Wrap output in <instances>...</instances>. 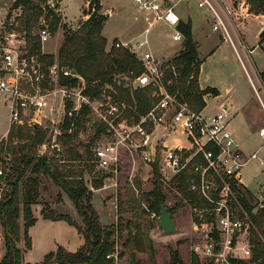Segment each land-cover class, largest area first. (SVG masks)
I'll return each mask as SVG.
<instances>
[{"label": "trees", "instance_id": "obj_1", "mask_svg": "<svg viewBox=\"0 0 264 264\" xmlns=\"http://www.w3.org/2000/svg\"><path fill=\"white\" fill-rule=\"evenodd\" d=\"M250 11L256 14H264V0H247ZM23 6L22 17L19 25L11 27L15 31L26 33L27 49L30 54L39 56L43 68L49 74L50 67L56 62L59 67L75 69L77 74L86 81L84 94L91 99H102L107 85H112L116 93L106 90L113 96L114 102L126 104L123 114L133 121L147 114L160 99V88L155 85L138 86L131 89L130 82L125 76L136 78L143 70L142 62L136 54L123 46H112L107 50V39L103 35V27L108 19L107 13H102L99 0L90 3L89 10L93 8L88 19L82 22L77 30H66L64 42L59 50L58 58L53 54L43 53L40 34L35 29L40 25L42 17L52 18L50 27L55 30L61 22V16L54 6L47 4L43 7L32 0H16L13 7ZM88 13V12H87ZM178 28L184 33V48L172 59L164 63L162 86L181 102H186L193 110L201 111L207 105L206 96L209 93L219 94L216 88H202L200 85V72L203 60L199 56V43L194 39L192 23L181 21ZM261 37L264 39V32ZM3 41V40H1ZM1 46V44H0ZM264 82V70L260 72ZM60 85L76 87L80 83L79 77H72L59 73ZM73 102L66 100V109L70 110ZM90 108L83 105L80 113L73 119L65 117L63 128L71 129L59 136L61 149L52 153L40 152V147L47 139L48 130L39 124L32 126L12 125L7 137H0V155L7 175L3 177L0 186L5 183L3 199H0V223L3 227L5 254L0 264H24V252L33 247L30 235V227L37 222L33 211V204L41 191V175L49 177L56 187L60 188L59 201H62L63 193L68 194L74 203L81 221L75 220L68 213H61L55 209L43 210L45 218L52 220H66L77 227L84 237V244L75 251L68 250L63 245L56 251H51L45 256L46 262L55 261L56 264H113V260L107 258V254L115 249L116 240L113 225H104L95 208L93 189L104 186V179L110 175L103 170L94 175L90 186L87 174L91 175L95 163L93 143L107 132L108 125L104 122L94 125L92 135L88 132V114ZM62 148L65 151H62ZM154 189L148 195L153 197L150 208L160 214L161 203H165L166 196L163 192V178L160 172L159 159L153 164ZM192 164H188L171 179L172 185L180 192V198L175 207H169L174 214L175 209L188 203L192 207L205 209L204 218L207 221L214 220L211 212L213 204L205 197L190 189L189 180L194 176ZM233 188L239 193V201L247 212L251 223V239L254 243V256L248 263L243 260L233 259L235 264H264V206L255 211V205L249 196L251 191L244 187V191L236 186L233 180ZM23 193V194H22ZM24 201L22 202V197ZM238 209L240 206L236 204ZM245 217L244 211L238 212ZM199 220V215L194 216ZM219 241L218 233H214ZM24 241V247L21 242ZM196 264H214L211 261ZM171 264H184L178 250L172 253Z\"/></svg>", "mask_w": 264, "mask_h": 264}, {"label": "built area", "instance_id": "obj_2", "mask_svg": "<svg viewBox=\"0 0 264 264\" xmlns=\"http://www.w3.org/2000/svg\"><path fill=\"white\" fill-rule=\"evenodd\" d=\"M189 1L210 14L212 30L221 34L241 60L249 59L254 49L248 44L242 31L244 13L242 10L249 12L247 6H244L245 1L240 4V8L233 0ZM134 2L140 9L153 13L155 22L163 21L171 27L174 30L173 41L184 42L185 35L178 28L181 19L176 11L177 1L134 0ZM94 10V8L89 10L87 14L90 16ZM16 34L10 33L6 37L7 44L0 46V93L5 95L10 107V127L25 124L32 126L40 124L45 117L50 95L57 90L48 92L47 90H50L48 85L51 78L58 81L59 73L56 66H51V72L48 74L39 56L30 54L24 44L25 47H22V40ZM39 34L42 44L52 35L48 27L42 28ZM147 45L146 39L116 42V46H123L135 53L144 66L143 72L134 79L135 86L152 84L160 88L159 101L138 121L130 122L123 116V107H126L124 102L118 104L109 101L106 114L101 113L100 106L94 105L95 100L82 94L84 78L72 73L70 68H62L64 75L79 77L80 83L76 87L61 85L62 89L59 90L63 91L64 95L69 94V91L79 90L83 100L90 104L89 107L100 112L102 118L109 124V139L94 146L92 162L99 170L117 174L125 162L126 152L142 151L144 160H150L144 152L157 126H164L168 133L185 134L189 147L178 145L171 148L162 145L161 153L167 165L163 168L164 174L168 168L176 175L191 163L195 175L189 180L190 189L213 204L210 209L214 214L213 221L204 218L205 209L193 207L199 215V220H195L194 230L204 233V243L198 244L195 251L214 264H235L233 259L250 263L254 256V243L250 236L251 225L247 215L241 217L236 211L238 204L247 213L240 204L238 191L233 188V180L236 181V186L240 189L242 187L244 191L245 186L241 183L242 170L249 161L258 159L259 155L256 152L248 154L240 147L229 110L223 108L215 113L207 112L205 109L195 111L186 102H181L175 95L169 93L161 84L165 61L150 49H145ZM79 105L81 106V102ZM79 105H73L68 111L69 115H74ZM111 115L116 118H112ZM52 131L55 136L61 134L59 127L52 128ZM259 134L264 140V127L259 130ZM58 145L56 142L53 144L54 147ZM135 170L136 164L133 163L132 177L136 176ZM6 175L0 155V182H3L1 179ZM6 189L7 186L3 183L0 186L1 193H5ZM260 198L264 200V193ZM261 205L264 206V203ZM215 232L218 233L219 241L214 235ZM107 258L112 259L113 264H119V246H115V249L107 254Z\"/></svg>", "mask_w": 264, "mask_h": 264}, {"label": "rangeland", "instance_id": "obj_3", "mask_svg": "<svg viewBox=\"0 0 264 264\" xmlns=\"http://www.w3.org/2000/svg\"><path fill=\"white\" fill-rule=\"evenodd\" d=\"M15 1L16 0H0V44H7L8 40L6 37L9 36L10 33L14 32L17 33L16 36H18L19 39L22 40V47H27L26 33L23 31L17 32L11 29V27H16L17 25H19V18L22 17L24 9L22 5L18 8H14L13 5ZM32 1L36 4H41L43 7H45L47 4H50L54 6V8H57V6L55 5L58 4L56 12L61 16V11L59 10V0ZM84 1L85 0H63L62 6L64 7L66 14L69 16V19L78 21L81 18L82 11H80V8ZM233 1L236 6H239V8L241 6L240 4L244 2V0ZM244 6L246 7V4H244ZM194 7L197 6L193 2L186 0L180 2L177 6L178 9L185 8L186 11L190 10L191 12L194 11ZM85 8L86 9L84 12L85 14H87L89 8ZM132 9L135 13H144L136 5H133ZM242 11L244 12L242 16V20L244 23L247 16V10L244 9ZM51 21V17H42L40 20V25L35 29V33H40L42 28L48 27L53 37L59 30H63V32L66 33V30H77L82 24V20L75 23L73 22L72 24H66L64 23V20L61 19L58 27L53 30L52 27H50ZM163 25H165L163 21H159L158 23H156L152 29V35L158 33L161 26ZM208 31L209 28L206 29V32ZM162 32L164 37L166 35V42L165 40L163 42L157 41L155 43V47L157 49H162L156 50L157 52L159 51L157 54L155 52L154 53L158 55L159 58L167 62L168 60L176 56L184 48V46L183 43L171 40V36L169 37V33L172 32V28H170V31L164 28ZM55 39H57V37H55L53 41ZM117 41H114L113 46H116ZM23 44L25 46H23ZM209 47L210 45L206 44L205 48L203 49V54L206 57L202 74L203 82L206 84H214L216 82L225 96L230 93L231 96H233L235 99L241 98L245 103H250L249 105H251V103H258V105H260L264 109L262 101L264 98V82L257 70V68L261 70L264 68V56L261 54L262 51L257 50L253 54L257 61L255 67L248 58H244V65L237 58L232 47L228 44H225L223 48L218 49L217 52H214L211 56H208L209 53H206ZM42 51L44 53L43 44ZM53 66H56V70L58 73L62 72L63 67H59L57 62L52 65V67ZM125 79L130 82L129 85L132 90L138 87L134 84L135 78L133 79L129 76H125ZM84 83L85 84L82 90V94L84 93L86 87V81H84ZM48 87L50 88V90H47L48 92H53L56 89L57 90L53 93L51 92L52 94L50 95L48 106L45 109L46 115H44L45 117L39 124L48 130L47 139L45 143H43V145H41L40 147V152L42 153H52L54 149L59 151L61 149L59 136L63 135L66 131L71 133V129L74 128L73 124L71 126V129L65 130L63 128L65 117L69 116L74 119L80 113L83 105H88V107L90 106V104L85 102V100H83V97L80 96L79 90L69 91V94L64 95V92L59 90L62 89L59 81H55L52 78ZM107 89L116 93V90L112 85H107L106 90ZM106 90L102 96V99H93L95 100L94 105L100 106L99 110L103 114H106L108 102L114 101L113 96L106 93ZM207 97L210 98V96L208 95ZM68 99L73 102V105L77 106L81 102V106L79 105L74 115H69V110L66 109V100ZM101 102L103 104H101ZM9 112L10 107L6 102L5 95L0 93V132H3L9 125ZM100 112H98L94 108H90L88 114L89 128L87 133H89V135H92L91 129L94 127V125L102 122L108 125V130L107 132L102 133L100 135V138L93 143V145L91 146L92 150L94 146L109 139V124L108 122H106V120H104V118H102ZM123 116H126L125 113L123 114ZM111 117L116 118L112 115ZM127 119L130 122H133L132 119H129L128 117ZM57 127L61 129V134H57L55 136L52 128L55 129ZM176 135L178 136L170 137V145L173 146L177 142L183 144L187 143L185 134L177 133ZM0 137L7 136L0 135ZM55 142L59 145L54 147L53 144ZM0 143L2 144L1 141ZM63 151H65L64 148H62L61 152ZM263 154L264 149L263 151H260L259 155L261 156ZM124 160L125 162L123 163L120 171L117 174L111 173L108 176L111 179H104V181L107 180V182L109 183L107 191L101 192V195L96 194L93 199L94 206L99 214H104V208H106L107 211L111 214L110 221H112L113 223L111 225H113L115 229V246H119L120 249L119 264H171L172 253L174 250H178L181 257L185 255L190 260L191 258H193L192 261H194L195 257L193 255L191 245L196 241L203 244L204 233L202 231L195 232V235L192 236L189 231V217L190 215H192L193 217L196 215L193 207L185 202V204L176 208L173 215L177 220L178 230L175 233H164L159 225V214H157L150 208L153 197L151 195H148V193L153 191L155 186L151 168H144L139 166L135 170L136 176L132 177L133 160L128 154L124 155ZM258 161L260 160L253 159V161H251L247 165L246 169L248 168V170L244 175L245 181L254 191L258 189L260 184L264 186V169L263 171H261L258 178H253L252 176L254 175V171L249 169L253 163H258ZM163 168L164 166L160 164V172L162 173L164 172ZM99 171L100 170L97 169L96 166H94L91 175L87 174L89 186L94 175L98 174ZM165 171L166 173L162 174L163 192L166 196L165 203L169 207H175L180 198V192L172 185V178H168L171 177V170L168 171L167 168L165 169ZM41 181L42 184L40 195L37 198V202L33 204L35 206V216L40 217V219L36 224H34L33 227L30 228L29 232L33 240V247L30 250H25L24 264H56L55 261H45V256L49 252L56 251L58 246L60 245L67 247L71 251H75L80 248L85 241L83 235H78V233L76 232V228L70 225L67 221L63 220L50 222L49 220H45L44 217L41 216L40 212H42L43 210L55 209L59 212H66L70 214L75 220L79 222L81 221V218L79 217L78 211L72 200L67 198V200L64 201L62 197V201H59L58 194L60 192V188L56 187L52 180L47 176L41 175ZM241 189L243 190L242 187ZM251 193L252 196L249 197L252 200V203L256 206V211L259 207H262L261 203H264V200H262L259 195H255L253 192ZM3 197L4 193H1L0 191V199H3ZM23 201L24 196L22 197V202ZM240 210H242V208L240 207L238 209V207L236 206V211L240 212ZM245 215H247V213H245ZM21 246L25 248L24 241L21 242ZM0 250L4 251L5 246L0 245Z\"/></svg>", "mask_w": 264, "mask_h": 264}, {"label": "crops", "instance_id": "obj_4", "mask_svg": "<svg viewBox=\"0 0 264 264\" xmlns=\"http://www.w3.org/2000/svg\"><path fill=\"white\" fill-rule=\"evenodd\" d=\"M91 1L93 0H85L84 3L82 4L80 8V11H82V14H81V18L78 21L82 20L83 22L89 18V15L85 14L84 11L86 9L85 7H89ZM175 1H177L176 11L180 16L181 21H184V22H187L188 20L191 21L193 37L199 43V48H198L199 56L203 60V63L201 66V72H200V85L202 88L212 87V88H216L219 91V94L217 95L209 93L208 96H210V98L206 96L207 105L205 106V111L210 112V113H215V112L220 111L223 108H226L227 110H229L233 118L232 122H233L234 133H235L237 141L240 144V147L248 154L256 152L259 155L260 151H263L264 149V140L259 134V130L264 127V109L260 105H258V103H254V104L251 103V105H249L250 103H245L244 100L242 101L241 98L235 99L233 96H231L230 93L227 96H225L222 90H220L216 82L214 84H206L203 82V79H202L204 63L206 61V57L203 54V49L205 48V45L206 44L210 45L206 53H209L208 56H211L214 52H217L218 49L223 48L225 44L226 45L227 44L230 45V44L224 41L220 33L214 32L212 30L210 14L206 10L204 11L202 9H198L200 7H198L194 2L193 3L197 7H194L195 9L193 12H191L190 10L186 11L185 8L178 9L177 8L178 4L184 0H175ZM186 1H189V0H186ZM244 1L246 3L247 8L249 9V12L247 13L245 22L243 23L242 31H243V34L248 44L254 49L252 54L249 55V60L256 67L255 64H257V61L255 57L253 56L254 52L257 50H261L262 51L261 54L264 56V39L261 37L262 33L264 32V14L262 13L256 14V13L251 12L250 5L248 4L247 0H244ZM62 2L63 0H59V4H60L59 10L61 11V16H62L61 19L64 20V23L72 24L73 22L74 23L78 22V21L69 19V16L66 14V11L64 10V7L62 6ZM99 2L103 10V11L102 10L100 11L102 13L108 14V19L106 20L104 27H103V31H102L103 35L107 39V50H110L114 44V41H117V40L118 41H136V40H145V39L148 40V45L144 47L145 49H150L151 51H153V53L155 52L156 54L159 52V51L157 52L156 50L162 49V48L157 49L155 47V43L157 41L163 42L164 40L166 42V35L164 37L162 31L164 28L170 31L171 27L165 24L161 26L158 33L152 35V29L154 25L158 23V22H155V17L153 13L140 9L135 4L134 0H130V1L129 0H99ZM131 4H133L134 6L136 5L144 13H141V14L135 13L134 10L132 9L133 5ZM208 28H209V31L206 32V29ZM173 33H174V30L172 29V32L169 33V37L171 36V40H173L172 39ZM55 37H57V39L53 41ZM64 39H65V33L63 32V30L62 31L59 30L53 37L51 35V37L46 42L43 43L44 53L53 54L57 59L59 50L64 42ZM235 54L237 58L243 63L244 59L242 58L241 60V58L237 55L236 52ZM257 70L260 73L262 70H264V68L262 70L257 68ZM262 101H263V106H264V98ZM9 129H10V112H9V125L3 132H0V135L7 136ZM171 136H178V135L173 134V133H168L167 129L162 125H159L155 128V130L153 131L151 135V142L144 152L145 154L149 156L150 158L149 161L144 160V158L142 157V154H143L142 151L131 152V153L126 152V154L130 155L131 159L133 160V163L136 164V168L139 166L144 167V168L150 167L153 172L152 164L157 158L159 159V164L166 167L167 166L166 159L161 153L162 145H165L171 148L176 147L178 145L182 147L190 146L188 141H186L187 142L186 144L177 142L173 146L170 145L169 140ZM258 159L260 161H258V163L257 162L253 163L249 168L252 171H254V175L252 176L253 178H258L260 176L261 171H263L264 169V154L261 156L259 155ZM251 161H249L242 170L241 183L243 184V186L251 190V192H253L255 195L261 196L264 193V186L260 184L258 189L254 191L249 187L248 183L244 179V175L248 170V168L246 169V167ZM170 176L171 177H169V179L173 178L174 174L170 172ZM105 179H111V178L106 177ZM108 186H109V183L106 180L104 181L103 187L98 188V189L92 188L93 189V199L96 194L101 195V192H106L108 189ZM67 198H69V196L68 194L64 192L63 193L64 201H66ZM34 207L35 206L33 205V211L35 214ZM40 213H41V216L44 217L42 212ZM61 213H66V212L61 211ZM99 215L101 218V222L104 225L113 224L112 221H110L111 214L110 212L107 211L106 208H104V214L102 213ZM39 219L40 217H37V221H39ZM44 219L49 220L50 222L51 221H63V220L47 219L45 217ZM194 223H195L194 217L190 215L189 231L192 236L195 235ZM74 227L76 228V232L78 233V235L81 236L82 234L79 232L77 227L76 226ZM0 237H1L0 245L5 246L4 237H3V227L1 223H0ZM198 244H201V243L196 241L194 242V244L191 245L192 252L195 257L194 261L196 262L199 260L202 263H207L208 260L204 259L203 256L198 255V253L195 251V247ZM4 254H5V250L4 251L0 250V261L3 258ZM182 258L185 261V264H196L194 261H192L193 258H191L190 260L185 255H183Z\"/></svg>", "mask_w": 264, "mask_h": 264}, {"label": "water", "instance_id": "obj_5", "mask_svg": "<svg viewBox=\"0 0 264 264\" xmlns=\"http://www.w3.org/2000/svg\"><path fill=\"white\" fill-rule=\"evenodd\" d=\"M72 73L77 74V71L73 69ZM159 225L164 231V233L167 234L175 233L178 230L177 221L173 213L169 210V206H167L166 203H161Z\"/></svg>", "mask_w": 264, "mask_h": 264}]
</instances>
